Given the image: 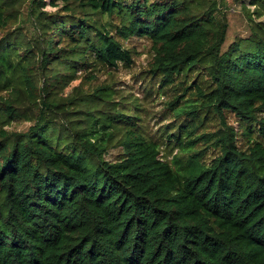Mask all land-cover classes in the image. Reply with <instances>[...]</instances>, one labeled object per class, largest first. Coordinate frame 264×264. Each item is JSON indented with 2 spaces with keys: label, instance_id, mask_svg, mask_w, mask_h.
<instances>
[{
  "label": "trees",
  "instance_id": "obj_1",
  "mask_svg": "<svg viewBox=\"0 0 264 264\" xmlns=\"http://www.w3.org/2000/svg\"><path fill=\"white\" fill-rule=\"evenodd\" d=\"M218 1L0 0V30L24 19V4L35 30L22 54L0 41V89L12 91L0 96V123L19 118L20 106L36 110L25 131L0 129V264H264V23L247 48L235 40L222 50ZM58 2L63 13L45 9ZM133 36L150 41L162 87L206 70L210 86L196 87V103L173 107L188 121L165 135L187 152L182 161L163 160L133 115L109 107V86L63 95L78 72L130 66L120 38ZM82 103L87 111L58 127L57 116ZM97 103L107 111H93ZM207 112L221 127L195 135ZM121 129L119 157L107 161ZM199 139L217 149L208 161L193 149Z\"/></svg>",
  "mask_w": 264,
  "mask_h": 264
},
{
  "label": "rangeland",
  "instance_id": "obj_2",
  "mask_svg": "<svg viewBox=\"0 0 264 264\" xmlns=\"http://www.w3.org/2000/svg\"><path fill=\"white\" fill-rule=\"evenodd\" d=\"M219 8L225 15L228 28L226 38L222 50H225L229 44L235 40L240 41V49L249 46L246 41L258 24L264 23V9H257L252 4V0H219ZM62 4L58 2L56 6L46 5L45 9L50 13H63ZM27 4H24L21 13L24 19L19 18L16 21H9L5 29L0 30V41L2 38L9 37L18 46L17 51L22 54L30 39L35 35L33 24L27 14ZM251 17V19L249 18ZM112 33H114L112 31ZM51 35L52 32H49ZM120 42L132 51V63L125 66L122 63L116 69H111L103 65H96L84 72H78V77L73 79L70 85L64 89L65 94L91 92L96 86H109L111 92L110 108H117L124 115H133L136 129L145 139L155 141L159 148L160 157L172 163L177 158L184 160L187 152H182L173 141H168L165 136L170 131H176L179 123L188 121V117L184 114L177 115L174 112V105L182 103L183 99L192 100L196 103L198 99L196 87L199 86L203 90L207 89L209 79L206 70L200 65L193 66L183 78L176 76L174 81L166 86L159 84V76H152L150 62L152 60L151 44L148 39L141 37H131L121 39ZM90 75L93 76L89 77ZM12 91L0 89V96L3 98L10 97ZM17 93V92H16ZM87 98V97H86ZM176 99V100H175ZM176 101L174 104L173 101ZM192 103V102H189ZM97 107L93 111L106 110L103 103H97ZM67 108V106H65ZM74 109V107H72ZM79 112L73 114H61L56 118L57 125L61 122L66 123L70 117H80L83 112L87 111V105L82 103ZM20 112L19 118L7 122L0 123V129L8 132H23L29 125L34 122V108L30 106L18 107ZM27 113V114H26ZM226 122L235 129L239 128L238 122L234 115L225 112ZM203 113L199 115L202 118ZM264 116V115H262ZM59 127V125H58ZM221 127V121L217 114L207 112L195 130V135L201 133H213ZM123 129L117 130L113 134L111 142L107 146V151L102 155L107 161L116 160L119 157L120 147L118 144L119 137L123 134ZM188 140L187 138L183 139ZM239 145L245 146L246 142L239 138ZM194 150H199L203 161H208L217 154V149L211 143H206L199 139L194 143Z\"/></svg>",
  "mask_w": 264,
  "mask_h": 264
}]
</instances>
